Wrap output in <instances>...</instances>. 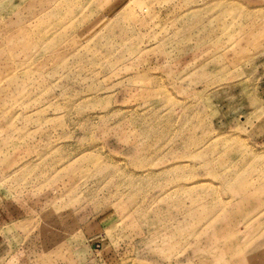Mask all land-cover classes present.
<instances>
[{"label":"rangeland","instance_id":"rangeland-1","mask_svg":"<svg viewBox=\"0 0 264 264\" xmlns=\"http://www.w3.org/2000/svg\"><path fill=\"white\" fill-rule=\"evenodd\" d=\"M0 264H264V0H0Z\"/></svg>","mask_w":264,"mask_h":264}]
</instances>
